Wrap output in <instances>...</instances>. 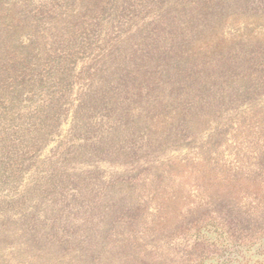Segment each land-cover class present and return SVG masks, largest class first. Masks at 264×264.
I'll return each instance as SVG.
<instances>
[{
	"label": "trees",
	"instance_id": "1",
	"mask_svg": "<svg viewBox=\"0 0 264 264\" xmlns=\"http://www.w3.org/2000/svg\"><path fill=\"white\" fill-rule=\"evenodd\" d=\"M19 5L0 0V49L41 58L14 49L0 76V115L23 123L0 148V264H193L220 251L205 223L227 242L264 229V0H119L82 55L47 46ZM101 162L108 178L89 180Z\"/></svg>",
	"mask_w": 264,
	"mask_h": 264
},
{
	"label": "rangeland",
	"instance_id": "2",
	"mask_svg": "<svg viewBox=\"0 0 264 264\" xmlns=\"http://www.w3.org/2000/svg\"><path fill=\"white\" fill-rule=\"evenodd\" d=\"M78 1L79 0H20L21 5L18 6V9L21 11L20 12L21 14L23 12L25 13V16L26 18L29 19V22L31 21L32 17H35V14L39 16L40 20L42 19L44 21L43 25L45 27L43 31L48 36L47 38H50V40L47 42V46L63 48L62 50H60V54H62L68 51L66 46L72 45L75 42L77 44L76 48L79 51L83 52L80 53V55H82L86 53L87 50L89 49V48L83 49L84 48L83 45L88 43L87 41L90 34L101 31V29L105 26V24H108V26L110 27L109 31L115 30L119 26V0H100L101 2L99 5L96 6L93 5V7L87 6V8L84 6L83 0L79 2ZM9 14L11 16L13 15V13H9ZM5 18L6 17L3 18V22L8 23V19ZM51 22L54 24L53 27H51L50 25ZM55 28L59 29L60 35L54 33ZM20 35L22 38H24L30 34L28 33L27 30H24ZM51 40L53 43H50ZM20 41L21 40L18 39L14 40V38H12L11 41L7 42L8 47L7 46L6 48H4L5 46L1 47L3 49H0V57H1L0 76L1 74L7 73L9 71L10 67L9 65H7L8 58L6 56L12 55L14 53L13 52L14 49L19 54L26 57L25 59H30L31 61L36 63L39 62V59L41 58V54L38 51H36V49H34L33 46L28 47V49L26 50L19 49L21 48L18 45ZM72 58H74V56ZM59 61L62 62V60ZM62 66L65 68L64 65ZM5 76L7 75L2 76V78H4ZM42 97H44V93L40 92L39 100H42ZM21 111H19V113ZM11 116L12 115H10V113L0 115V121H1L0 148L2 146L6 148L7 145L10 146L11 144L18 142L19 138L17 136V133H14L13 130L21 128L23 126V123L20 122V119H11ZM41 120H45V121L37 120L36 122H43L42 124H49V121H47L46 119H41ZM7 133H10V137L6 136ZM52 133H49L48 139L45 138L47 139L46 141L47 147L53 144L54 135H52ZM26 137L29 138L28 136ZM34 137L38 140H42L41 137L38 136H34ZM78 137L80 138V135L75 136V138ZM4 139L6 141H4ZM24 139H25L24 137L21 138L22 141ZM78 140L79 139H77V141ZM73 141L76 140L74 139ZM44 146L45 145L40 146L38 150L42 152L43 149H45ZM19 147L22 149L23 152L24 150H28L31 148L30 146L28 147L26 145H22V146L19 145ZM13 149L14 147L11 146L9 149L11 151H7V153L12 154ZM25 153H23V156L29 159L30 152L29 153L25 152ZM4 157H6V154L3 151H0V159H3V161L6 160V158ZM112 162H113L112 160L109 161V163ZM7 163H5V165ZM109 163L108 162L98 163V167L95 168L94 171L92 170V174L88 177V179L91 180L90 178L94 177V180L98 182L101 179L104 180L105 178H108L107 172L109 170L111 171V168L108 167L110 166ZM78 164H81L80 161L77 162L75 161L73 163L70 162V166L67 167L69 169V172H71L73 169H74L73 172H75V174L82 172L84 170L82 168L83 166H80ZM95 164H96V159H95ZM40 166L41 165H39L38 167ZM38 167L36 169H38ZM4 168L5 166L0 167V169L3 170ZM20 169H22V172L20 174L23 176V178L25 177L24 175H28L30 173L26 165V160L24 161L22 166H20ZM41 171H43L41 173L42 175L44 173V167ZM36 177L37 176L34 177L33 184H37L39 188L38 183L41 182V177H39V175L37 178ZM2 178L4 179L3 184L6 181V184H4L5 187H12V185L19 180L18 178L17 181L14 182V180L10 181L9 178L7 177L4 178L2 176ZM64 186L67 188L68 187L74 188L76 186V183L73 180V178H65ZM30 203L33 204L34 201H28L27 204ZM200 232H201L200 235L203 238L215 242L216 246L220 248V251L216 255L211 254L193 264H264V229H262L260 233H253V234L249 233V234H245L243 237H240L239 239L234 238L233 239L234 241H230V242H227L226 239H224V236L220 233L219 229H216L214 225L211 223H205L203 226H201ZM34 252L37 255L39 254L46 255V249L42 250L39 247L34 248ZM214 252H217V250L215 249ZM27 261L28 259H23V258L22 259L20 258V260L17 259V262H20L21 264H25ZM17 262L16 260H14L11 263L17 264Z\"/></svg>",
	"mask_w": 264,
	"mask_h": 264
}]
</instances>
